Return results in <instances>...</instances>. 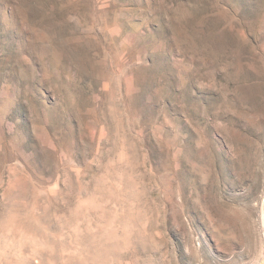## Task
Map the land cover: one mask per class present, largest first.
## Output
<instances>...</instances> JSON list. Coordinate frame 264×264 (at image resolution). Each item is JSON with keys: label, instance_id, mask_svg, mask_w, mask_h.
Instances as JSON below:
<instances>
[{"label": "rangeland", "instance_id": "obj_1", "mask_svg": "<svg viewBox=\"0 0 264 264\" xmlns=\"http://www.w3.org/2000/svg\"><path fill=\"white\" fill-rule=\"evenodd\" d=\"M0 264H264V0H0Z\"/></svg>", "mask_w": 264, "mask_h": 264}]
</instances>
